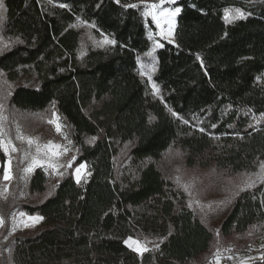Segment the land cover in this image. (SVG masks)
Wrapping results in <instances>:
<instances>
[{"label":"trees","instance_id":"trees-1","mask_svg":"<svg viewBox=\"0 0 264 264\" xmlns=\"http://www.w3.org/2000/svg\"><path fill=\"white\" fill-rule=\"evenodd\" d=\"M140 1L3 0L0 48L11 47L0 54V72L14 83L30 70L36 81L13 88L8 105L57 112L76 157L55 187L35 169L27 200L11 201L7 215L0 210V239L12 212L45 218L37 232L7 244L11 264H201L235 235L253 234L250 244L264 235V184L236 196L216 238L155 163L171 146L188 167L213 165L226 174L254 172L264 161V123L253 120L264 115V0H176L175 43L162 41L155 53V95L137 66L155 30ZM231 8L247 18L225 24ZM81 21L116 44L89 47L80 57L73 25ZM124 146L129 165L120 174L115 160ZM81 163L91 176L77 185L72 171ZM129 237L160 244L140 256L125 245Z\"/></svg>","mask_w":264,"mask_h":264},{"label":"rangeland","instance_id":"rangeland-1","mask_svg":"<svg viewBox=\"0 0 264 264\" xmlns=\"http://www.w3.org/2000/svg\"><path fill=\"white\" fill-rule=\"evenodd\" d=\"M158 3L159 0H145L140 1L137 4L141 5L144 10V4L146 3ZM165 7L167 8H174V4H166ZM3 14V13H2ZM151 20V17H148ZM177 18V17H176ZM152 21V20H151ZM152 24L155 27V30L151 31L154 39L151 40L152 44L150 49L142 56L138 57L137 60V66L139 72L141 71V65L144 66V70L146 72H149L150 69L155 66L156 69V50L160 47H156V44L161 45L162 41H166L168 43L169 39H171L175 43L174 38V31L173 35L170 38H163L161 35H159L160 29H158L155 25V23L152 21ZM2 24H0L1 27ZM76 29H78L81 33V38L79 41V56H83L87 49L89 47L92 48H105L110 45L106 46H98L96 44V41L102 39L101 36H96L92 32V28L81 26L80 22H77L74 24ZM165 28H167V25H164ZM89 36L92 37V39H89ZM2 45H4L2 43ZM148 53H152L151 56L148 55ZM155 72V71H154ZM154 72H151L152 81L149 83L147 76H143L148 86L151 89V92L153 93L152 89V83L153 82V74ZM4 77H0V100H2L7 108L6 115L9 116V123H8V129L10 132V136L13 138V142L16 145L20 151L13 154V172L16 177H19L22 175L21 169L25 166L27 161L24 162V164H20L19 160L23 156V153L25 150L28 149V146L26 143H21L20 141L15 140V128L16 125L19 124L22 128L23 132L31 137L39 138V142L41 144L47 143L48 141H52L54 143L67 145L68 141L63 138L60 134H58L55 131V128L53 125H50L47 123L48 119L51 118V114L54 110H49L47 113L42 114H27V113H20L14 110L12 107L8 105V97L7 99H4V96L6 95L8 88L4 84ZM258 82L264 85V74H262ZM11 87V91L13 88L17 86H29L33 87L36 86L35 76L32 73V71L28 70V73L25 75H21L19 80L14 83H9ZM100 103H97L99 105ZM91 108H87L84 110V113L86 115H89ZM262 115L253 116V120L257 123H264L263 120H260L259 118ZM255 117V119H254ZM63 123V122H62ZM65 126V125H64ZM64 133L68 136V132L66 127L63 128ZM69 138V136H68ZM70 139V138H69ZM71 151L64 157H62V162H67L71 159L72 156H75V150L72 147V144L70 145ZM128 149V146H124L121 153L117 156L115 160V167L121 168L120 174L122 172L123 167L128 166V158H125L126 151ZM34 152V148L31 150ZM184 153L180 152L177 148L171 146L168 148L161 157L155 162L159 170L161 171L164 179L168 181L175 190L181 192L187 201V204L189 205L192 203L191 209L196 211L204 223H206L209 227H211L215 231L218 229V226L221 222V220L224 218V216L228 213L234 199L232 198V193L238 191V189L235 187L236 184L241 183L243 180V177L238 174H226L224 171L217 170L213 165L207 166V167H188L185 164V157ZM3 158L4 164L6 162V157L4 156L3 152L0 151V158ZM3 164V165H4ZM259 165V164H258ZM78 167V166H77ZM76 168V167H75ZM72 171V174L74 173V169ZM42 169V168H41ZM71 169V168H70ZM44 172L45 170L42 169ZM61 171H69V169H61ZM258 171V166L254 172ZM46 173V172H45ZM253 173V172H250ZM32 175V174H31ZM30 175V177H31ZM47 178L50 184L54 185L56 184L60 179L56 177H50L47 173ZM27 181V184L25 185L23 181L19 179H14L13 182L10 185V191L7 195V198L0 197V210L4 215H7V209L11 203V201L16 202H23L27 200V186L29 179ZM74 177V175H73ZM176 177L181 178V183L178 184L176 182ZM75 179V178H74ZM229 180H232L233 183H228ZM2 174H0V184H2ZM84 184V183H82ZM81 184V185H82ZM181 184H190L193 185L191 188V191L193 193V196L190 197L188 192L184 191L183 187H181ZM261 185V184H258ZM257 185V186H258ZM227 199H231V203L227 205L220 204V201H224ZM194 200H198L201 205H208L211 204L212 208L208 209L205 207L204 211L201 212V209L197 207ZM19 212H12L8 216V231L7 233L0 239V258L3 259L5 264H11L7 244L9 242L18 236L26 235V234H34L41 228V223H39L34 228H23L21 225L20 227H17L15 232H11L12 226H13V219L14 214L15 216H18ZM253 234H249L246 236H234V241L231 242V245L227 248L220 249V252L222 254L223 259L221 260V263H227V264H241L242 260H246L247 264L250 262H256V261H263L260 260L259 257L261 255H264V235H257L255 242L253 244H250L249 241H251ZM128 239V238H127ZM135 239V238H133ZM147 239V238H146ZM145 240V239H142ZM149 241H152V243L148 244V247L152 250H156V245L159 246L160 241L156 239H147ZM246 242L245 247L242 246ZM245 245V244H244ZM231 249V251H226V249ZM232 256L233 259L229 260L227 257ZM252 257L253 259L249 260L248 258Z\"/></svg>","mask_w":264,"mask_h":264},{"label":"snow or ice","instance_id":"snow-or-ice-1","mask_svg":"<svg viewBox=\"0 0 264 264\" xmlns=\"http://www.w3.org/2000/svg\"><path fill=\"white\" fill-rule=\"evenodd\" d=\"M116 2L119 3L120 0H116ZM166 4H176V0H159L158 3L156 2L146 3L144 4L143 16L145 17V19L151 17V20L155 23L156 27L160 29L159 35L167 39L172 37L176 25V17L181 13L182 9L179 6L174 8H167L165 7ZM59 7L64 8L66 7V5L60 4ZM126 7L136 8L138 7V5L128 4L126 5ZM5 11L6 8L3 3V0H0V24H3L4 20L6 19V17L2 14ZM246 18H247V13L245 11H242L240 8L225 9L223 13V20L225 24H232L238 20H243ZM80 24L81 26H86L89 28L96 27L95 24H86V22L84 21H81ZM164 25H167V28H165ZM73 27H75V25H73ZM100 35L102 39L96 41V44L98 46L102 47L106 45L116 44V41L114 39H110L107 35H104V33L101 32ZM148 38L150 40L154 39V36L151 31H149L148 33ZM89 39H92V37L89 36ZM17 42H22V41L17 40ZM169 42L172 43L173 41L169 39ZM155 46L161 47L162 45L156 44ZM10 47H11L10 44L5 43L3 45V48H0V54H2L5 49H9ZM148 55L151 56L152 53H148ZM197 59H199V57H197ZM154 71H155V66H153L149 72H146L144 70V66L141 65L140 75L142 77L147 76L149 83H151L152 76L150 73ZM3 75L4 74L0 72V77H2ZM4 84L8 88V91L4 96V99H7V97L12 95L11 92L12 86L8 84L6 80L4 81ZM152 89L154 95L159 93V88L155 83H152ZM169 111L176 119L178 120L182 119V117H180L176 112H173L171 109H169ZM6 112H7L6 105L2 100H0V151H2L4 156L7 158L5 164L0 166V170H2V181H3V183L0 184V197L5 199L7 198V195L9 194L10 191V185L14 179H19L23 181L24 184L26 185L28 178L37 168L44 169L45 172L50 177L63 179L66 173L65 171H61V169L72 168L73 162L75 161L76 157L72 156L71 159L68 160L66 163L62 162L61 158L66 156L72 150L70 147L72 141L63 131V128L65 126L62 123L59 114L53 111L51 114V118L48 119L47 123L53 125L55 131L61 136H63L65 140L68 141L67 145L54 143L52 141H48L47 143L41 144L39 142V138H34L26 135L23 132L20 125L19 124L16 125L15 140L20 141L21 143H26L28 146V149L24 151L23 156L19 160L20 164H24L25 161H27V163L21 169L22 175L16 177L13 172V154L20 151V149L16 147V145L13 142V138L10 136V132L8 129L9 116L6 115ZM259 119L264 120V115H262ZM183 122L185 124L188 123L186 120H184ZM201 131H203V129H201ZM95 140L96 137H93L90 142H94ZM33 148H34V152L31 151ZM73 175L75 178V183L77 185H81L82 183H87L88 178L91 176V172L87 170L86 164L81 163L78 167L74 169ZM240 175L243 177V180L241 181V183L235 185L238 191L232 193V198L239 195L240 192L255 189L258 184H264V161L259 162L258 171L253 173H241ZM176 182L180 184L181 178L176 177ZM228 183L232 184L233 181L229 180ZM53 187H55V185ZM181 187H183L184 191L188 192L190 197L193 196V193L191 191L193 185L181 184ZM47 195H51V192H49ZM262 196H264V193H262ZM253 199H255V197H253ZM194 202L197 205V207L201 209V212L204 211L205 207H207L208 209L212 208L211 204L205 206V205H201L198 200H194ZM219 203L223 205H227L231 203V199L220 201ZM260 203L261 206L264 207V199H261ZM188 207L191 208L192 203H190ZM44 219L45 218L42 215L39 214L31 215L24 211H21L18 213V216H15L14 214L13 226L11 232H15L17 227H20L21 225L23 226V228H34ZM4 224H5L4 218L0 217V228H2ZM216 235L217 237H219L220 235L219 229L216 230ZM124 243L130 250L136 252L140 256H143L144 253L150 252L152 250L148 247V244L152 243V241H149L147 239L139 240L129 237L124 241ZM156 247L158 248L159 246L156 245ZM226 251L230 252L231 249L230 248L226 249ZM227 258L229 260L233 259L232 256H228ZM222 259H223L222 254L219 248H217V250L214 252L213 259L209 261V264H221ZM248 259L251 260L253 258L249 257ZM259 259L264 260V255H261ZM241 264H247V261L242 260Z\"/></svg>","mask_w":264,"mask_h":264},{"label":"crops","instance_id":"crops-1","mask_svg":"<svg viewBox=\"0 0 264 264\" xmlns=\"http://www.w3.org/2000/svg\"><path fill=\"white\" fill-rule=\"evenodd\" d=\"M213 259V258H212ZM212 259H210V260H212ZM209 260V261H210ZM209 261L208 262H204V263H201V264H209ZM252 262H250V263H248V264H251ZM222 264V263H221ZM224 264H227V263H224Z\"/></svg>","mask_w":264,"mask_h":264}]
</instances>
